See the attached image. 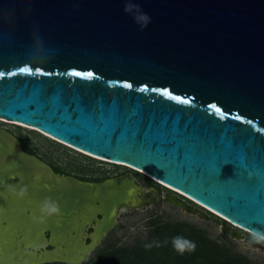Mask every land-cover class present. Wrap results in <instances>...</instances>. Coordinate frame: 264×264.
Returning <instances> with one entry per match:
<instances>
[{
	"label": "water",
	"instance_id": "1",
	"mask_svg": "<svg viewBox=\"0 0 264 264\" xmlns=\"http://www.w3.org/2000/svg\"><path fill=\"white\" fill-rule=\"evenodd\" d=\"M0 120L264 232V0H0ZM151 200L131 173L58 176L0 127V264H82Z\"/></svg>",
	"mask_w": 264,
	"mask_h": 264
},
{
	"label": "rangeland",
	"instance_id": "2",
	"mask_svg": "<svg viewBox=\"0 0 264 264\" xmlns=\"http://www.w3.org/2000/svg\"><path fill=\"white\" fill-rule=\"evenodd\" d=\"M0 127L21 140L34 155L46 163L82 180H100L116 174L131 173L146 198L152 199L137 209H121L115 227L82 264L92 262L106 249L132 248L140 243H146L154 227L160 225L178 228L181 232L177 233L186 239L192 233L202 235L223 253L233 258H241L248 264H264V244L251 242L249 231L231 225L207 208L170 191L149 177L123 166L102 162L104 160L75 150L36 129L4 123H0ZM171 197H175L184 208L172 204L169 200ZM224 228L238 236L233 237ZM166 239L171 243L173 241L167 235ZM160 250L165 252L166 246H161Z\"/></svg>",
	"mask_w": 264,
	"mask_h": 264
},
{
	"label": "trees",
	"instance_id": "3",
	"mask_svg": "<svg viewBox=\"0 0 264 264\" xmlns=\"http://www.w3.org/2000/svg\"><path fill=\"white\" fill-rule=\"evenodd\" d=\"M177 232L181 231L178 228L156 226L146 243L132 248L106 249L88 264H248L241 258H233L223 253L216 245L196 233L187 237V240L195 243V249L181 254L166 239V235L172 240L175 237H183ZM149 244L152 246L147 247ZM161 246H166L165 252H161Z\"/></svg>",
	"mask_w": 264,
	"mask_h": 264
},
{
	"label": "clouds",
	"instance_id": "4",
	"mask_svg": "<svg viewBox=\"0 0 264 264\" xmlns=\"http://www.w3.org/2000/svg\"><path fill=\"white\" fill-rule=\"evenodd\" d=\"M137 9H140L139 5H136ZM124 11H128V5H125ZM141 21L140 23V29L143 30L147 25L151 22V18L147 15V13H144L142 10H140V15L138 17H134V21ZM9 190L12 195L18 197V198H24L28 194L27 186L17 189L13 186H9ZM39 213L40 216L36 217V219L44 220L47 217H51L53 215H59L60 214V207L57 201L46 197L40 204H39ZM249 236L251 239V242L256 244H264V232L253 229L250 230ZM173 247L175 250L179 253H184L186 251L190 252L193 251L196 247L195 243L187 240L183 237H175L173 238ZM152 245H147V247H151Z\"/></svg>",
	"mask_w": 264,
	"mask_h": 264
},
{
	"label": "flooded vegetation",
	"instance_id": "5",
	"mask_svg": "<svg viewBox=\"0 0 264 264\" xmlns=\"http://www.w3.org/2000/svg\"><path fill=\"white\" fill-rule=\"evenodd\" d=\"M19 142H20L21 149H22V151H23L24 153H26V154H28V155H33V156H35L36 158H38L41 162H43L44 164L48 165V166L52 169V171H53L55 174H57L58 176L72 177V178H75V179H77V180L84 181V182L100 183V182H102V181H104V180H106V179L116 178V177H119V176H122V175L125 174V173H124V174H116V175H114V176H108L107 178H103V179H100V180L93 179V180L85 181V180H82L81 178H78L77 176H72L71 174L65 173L64 171L59 170L58 168L52 166L51 164L46 163V162H45L44 160H42L40 157L34 155V153H33L32 151H30V149H29L26 145H24V143H23L21 140H19ZM32 153H33V154H32ZM169 200H170V198H169ZM87 233L89 234L90 231H87ZM58 264H59V263H58Z\"/></svg>",
	"mask_w": 264,
	"mask_h": 264
},
{
	"label": "bare ground",
	"instance_id": "6",
	"mask_svg": "<svg viewBox=\"0 0 264 264\" xmlns=\"http://www.w3.org/2000/svg\"><path fill=\"white\" fill-rule=\"evenodd\" d=\"M0 123H4V124H11V125H13V123H11V122H7V121H3V120H0ZM15 125H17V124H15ZM117 165H120V164H117ZM147 176V175H146ZM147 177H149V176H147ZM149 178H151V177H149ZM151 179H153V178H151ZM154 180V179H153ZM154 181H156V180H154ZM157 183H159L158 181H156ZM160 184V183H159ZM162 186H165V185H163V184H161ZM165 187H167V186H165ZM168 189H170V190H172V191H175V192H177L178 194H180V195H183L182 193H180V192H178V191H176V190H174V189H171V188H169V187H167ZM183 196H185V195H183ZM185 197H187V196H185ZM187 198H189V197H187ZM172 199V197L170 198V200ZM189 199H191V198H189ZM192 200V199H191ZM194 201V200H193ZM196 202V201H195ZM201 205V204H200ZM234 225V224H233Z\"/></svg>",
	"mask_w": 264,
	"mask_h": 264
},
{
	"label": "snow or ice",
	"instance_id": "7",
	"mask_svg": "<svg viewBox=\"0 0 264 264\" xmlns=\"http://www.w3.org/2000/svg\"><path fill=\"white\" fill-rule=\"evenodd\" d=\"M29 70L27 68L21 69V72H28ZM73 75L75 76H80V73H73ZM89 76H91V73L88 74ZM165 95H167V93L165 92ZM185 104L188 103L187 100L184 101ZM217 111H219V109H217Z\"/></svg>",
	"mask_w": 264,
	"mask_h": 264
}]
</instances>
